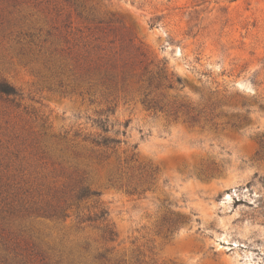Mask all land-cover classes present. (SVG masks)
I'll list each match as a JSON object with an SVG mask.
<instances>
[{"label": "rangeland", "instance_id": "rangeland-1", "mask_svg": "<svg viewBox=\"0 0 264 264\" xmlns=\"http://www.w3.org/2000/svg\"><path fill=\"white\" fill-rule=\"evenodd\" d=\"M0 79V264H264V0H0Z\"/></svg>", "mask_w": 264, "mask_h": 264}, {"label": "trees", "instance_id": "trees-1", "mask_svg": "<svg viewBox=\"0 0 264 264\" xmlns=\"http://www.w3.org/2000/svg\"><path fill=\"white\" fill-rule=\"evenodd\" d=\"M158 78L160 81H161V79L168 81L170 87H173L175 85V83L182 84V78L181 77L175 76L173 73H172L171 77L169 76V74L166 72V66L165 65L161 66V68L158 72ZM160 81H158V84L156 85L157 87L161 85ZM13 93H16V89H15L14 85L7 82L5 79H0V94L10 95ZM99 125H100L101 129L103 130V132H108L109 129H108L106 120L100 121ZM94 142L97 145H102V146H106V147H114L115 145L120 143L121 140L112 138V137L104 135V134H99V136H97L96 139H94ZM91 194H92V192L90 191V189L85 187L82 189L81 193H79L78 197L79 198H85ZM107 217H108V211H107V209L103 208L98 213H96L94 218L82 216V217H80V220H81V222H86V221H91V220L108 221ZM104 231H105L106 237L109 240H115V238L117 237V232H116L115 228L109 222H107V224L105 225ZM101 256H104V254H101Z\"/></svg>", "mask_w": 264, "mask_h": 264}]
</instances>
